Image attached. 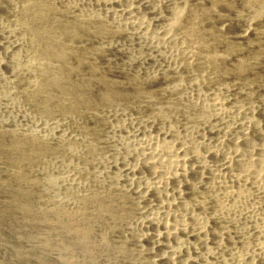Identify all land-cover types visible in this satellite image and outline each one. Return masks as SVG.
Returning <instances> with one entry per match:
<instances>
[{
	"label": "rangeland",
	"instance_id": "1",
	"mask_svg": "<svg viewBox=\"0 0 264 264\" xmlns=\"http://www.w3.org/2000/svg\"><path fill=\"white\" fill-rule=\"evenodd\" d=\"M43 1L13 0L0 12V40L9 37L22 52L19 69L0 80V264H204L188 250L190 262L173 261L142 237L149 205L126 185L123 170L136 162L138 129L152 130L154 145L174 146L202 131L216 135L235 118L238 132L247 108L264 102V0H183L172 27L174 65L163 73L131 63L145 50L127 45L131 29L103 15L100 0ZM249 17L258 19L259 38L233 40ZM41 29L49 33L38 37ZM58 40L68 57L53 85L56 67L47 59L54 56L42 62L40 51ZM198 94L223 101L220 109L196 104ZM256 201L237 200V223L250 230L237 238V264L264 259L254 229L264 202Z\"/></svg>",
	"mask_w": 264,
	"mask_h": 264
},
{
	"label": "bare ground",
	"instance_id": "2",
	"mask_svg": "<svg viewBox=\"0 0 264 264\" xmlns=\"http://www.w3.org/2000/svg\"><path fill=\"white\" fill-rule=\"evenodd\" d=\"M4 1L9 3L6 7L4 6ZM43 2V5L52 4V2L46 0ZM11 3H13V0H0V12L5 11V9L8 10ZM83 3L86 4L85 1ZM97 4L103 15L131 29L130 32H127L128 37L131 38H129L131 41L127 44L130 48L138 45V49L145 50L142 56L139 51L140 59H137L138 61L136 62H131L132 64L149 66L150 70L155 71L161 70L163 67L166 69L168 65H171L173 58L171 59L170 55L172 52H169L177 43L172 27L182 16L181 13L184 11L183 0H100ZM89 12L92 13L94 11L91 10ZM195 14L196 12L193 13V16ZM261 17L264 23V14ZM83 19L85 20L82 17L81 21ZM2 22L0 23V30L4 26ZM257 27L258 19L252 18L238 32L237 30L233 32L231 38L233 40H244L249 36L259 38ZM45 31L46 33L48 32L46 29H41L37 36L42 37L43 34H46ZM0 33L2 34V32ZM47 36L50 35L48 34ZM4 38L6 37L4 36ZM8 38L5 41L0 40V49L3 51V53L0 52V71L8 70V75L6 74L7 71H5V77H0V80L11 77L20 66L19 59L22 52L17 43L8 41ZM53 42L56 47L52 45ZM62 42L60 40L52 41V43L50 42L51 45L48 43V47L40 48V60L42 62L48 60L47 63L49 65L53 63L52 67H56V71H52L51 75L54 76L50 82L53 85L58 83L59 77L63 75L62 73L65 74V71H62L61 62L63 64L66 63L65 60L68 56H66L67 46ZM49 53L51 54L50 56L54 57L45 60L44 56L47 57ZM161 71V73L164 72L163 69ZM47 83L49 84L48 81ZM43 85L41 84L40 87L42 86L41 88H43ZM109 92L105 93L107 99L110 97ZM204 95H196L194 98L195 103H201L214 110L220 109L219 106L221 107L223 101L219 103L216 99L217 97L213 98V96L210 98L209 95ZM165 107H172L170 101L165 103ZM247 109L240 122L238 132L237 118H235L233 125L226 123L225 126L216 131V135L212 131L205 132L202 129L200 130L202 133L197 134L192 140L188 137L189 139L178 141V143L174 142V146H168L167 142L163 147L154 145L151 139L155 138L152 136L153 134L150 136L152 130L150 133L149 130L145 129L147 127H141L142 129L136 130V135H138V139L135 135L137 144L136 162L131 167H128V165L125 169L122 168L124 169L123 176L127 182L126 185L134 190V195L140 201L149 205L148 211L145 210L149 218H147L148 220L145 218L146 223L141 226L144 229L142 237L145 240H152L157 248L165 249L173 261L186 256L190 259L189 262L194 257L196 260L202 259L204 264L240 263L239 261L243 254L237 253V238L244 240L250 230L245 229L244 223H237V200L241 202L243 196H248L249 198L255 196L257 203L261 204L264 202V132H262L264 128L259 126V120L264 118V102L250 106ZM207 110L209 111L208 108ZM132 128L134 129V127ZM132 128L130 127V129ZM159 131L162 133L160 129ZM170 132L175 135L173 130H170ZM164 133L166 134V132ZM241 147H244V150ZM124 164L125 162H123ZM237 197L240 199H237ZM248 200L246 201L248 202ZM248 209H251V207ZM255 219L258 220V218ZM254 229L258 241H263L264 218L260 222H255ZM186 250L193 257L186 255ZM164 258L165 256L163 258L159 257V260L161 261ZM262 264H264V259Z\"/></svg>",
	"mask_w": 264,
	"mask_h": 264
}]
</instances>
